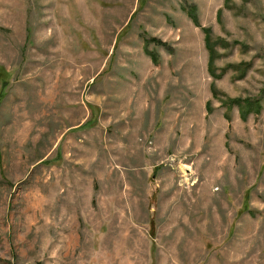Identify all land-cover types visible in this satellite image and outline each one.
Wrapping results in <instances>:
<instances>
[{
	"label": "rangeland",
	"instance_id": "1",
	"mask_svg": "<svg viewBox=\"0 0 264 264\" xmlns=\"http://www.w3.org/2000/svg\"><path fill=\"white\" fill-rule=\"evenodd\" d=\"M0 65V264H264V0H0Z\"/></svg>",
	"mask_w": 264,
	"mask_h": 264
},
{
	"label": "trees",
	"instance_id": "2",
	"mask_svg": "<svg viewBox=\"0 0 264 264\" xmlns=\"http://www.w3.org/2000/svg\"><path fill=\"white\" fill-rule=\"evenodd\" d=\"M187 11L188 15L190 18L193 20L196 25H200L198 21V16H197V8L194 5H189L188 7L185 8ZM203 30L205 32V44L207 49L209 50V60H208V68L211 74L216 77V72L213 68V64L216 58V50L214 48V44L211 40L210 37V29L207 27H203ZM154 41H159L157 39H152ZM154 57V55H151ZM9 75V72L6 70V68L3 65H0V81H1V88H0V103L4 96L6 95V88L9 83V78L7 77ZM241 98H236L234 99L235 102L239 103L241 105V111L243 112L244 115L248 114L251 110H256L255 108H259L258 102L253 101L251 99H248L245 103H242Z\"/></svg>",
	"mask_w": 264,
	"mask_h": 264
}]
</instances>
